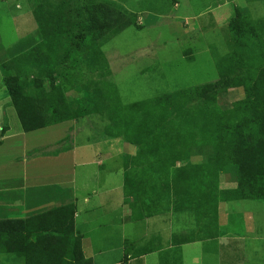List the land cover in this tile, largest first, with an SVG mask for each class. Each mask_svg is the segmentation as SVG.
<instances>
[{"label": "trees", "instance_id": "obj_1", "mask_svg": "<svg viewBox=\"0 0 264 264\" xmlns=\"http://www.w3.org/2000/svg\"><path fill=\"white\" fill-rule=\"evenodd\" d=\"M31 2L37 30L15 43L1 65L25 131L56 123L64 115L93 112L106 117L103 133L136 147L123 182V202L133 216L183 209L195 213L199 226L174 235V245L216 236L203 221L218 225L220 201L264 202V20L249 25L236 13L228 24L232 49L215 62V81L124 104L106 79L110 71L101 48L127 27L141 29L136 13L94 0ZM76 84L87 89V96L68 100L64 93ZM231 88H242L243 97L221 109L219 96ZM195 155L204 159L193 163ZM221 174L237 182L236 187L219 191ZM74 213L75 206L68 207L67 219L60 218L57 228L27 231V237L56 236L46 250L33 244L7 250L0 235V253L23 255L26 264H92L75 235ZM13 224L0 220V234Z\"/></svg>", "mask_w": 264, "mask_h": 264}, {"label": "rangeland", "instance_id": "obj_2", "mask_svg": "<svg viewBox=\"0 0 264 264\" xmlns=\"http://www.w3.org/2000/svg\"><path fill=\"white\" fill-rule=\"evenodd\" d=\"M94 1L113 2L127 11L134 12L141 24V29L134 26L125 28L101 48L110 71L106 79L117 88L120 101L124 104L215 81L218 78L215 62L232 49V31L229 27L232 20L229 19L237 12L245 14V11H249L251 19L264 18L263 0H252V5H248V8L243 0H227L226 5L222 7L224 15L218 21L221 27L228 21L222 28L214 27L211 18L219 11L216 10L217 3H224L225 0ZM244 21L252 25L251 20ZM208 23L211 28L205 26ZM37 27L31 0L0 1V64L3 62V53L6 55V51L14 43L34 34ZM9 56L10 54L6 55ZM2 72L0 66V99L6 93ZM87 92L83 85L76 84L64 95L70 100L78 96L86 97ZM242 97V88H231L219 96L218 105L221 109H229ZM13 116V121L18 126L14 111ZM105 125L108 127L106 117L93 112L72 121V131L68 133L72 134L76 130V161L87 162L94 159L92 154L111 150L110 154L116 153V163H121V180L124 182L126 162L128 157L135 153L136 147L121 137L103 133ZM109 143L112 144L111 148ZM203 159V156L195 155L191 162H201ZM84 169L92 171V166H80L77 172ZM99 180L100 178L97 179L98 182ZM236 185L237 182L229 180L225 174L219 176V191L233 189ZM78 192H84L82 182L78 184ZM128 208L126 204L123 206L122 223H125L126 230L128 228L129 233L145 230L149 233V239L159 236L160 242L163 240L160 246L170 244L177 233H187L199 226L195 213L185 209L142 218L141 222L129 225L130 217L125 216V213L128 214ZM217 209L218 225L208 219L203 222L213 227L217 234L231 236L232 238L228 239L230 243L221 247L216 240L208 241L209 239L204 238L202 242L198 241L194 246L186 247V264H264V202L248 199L226 200L220 201ZM101 227L106 228L107 225ZM117 237L118 233L114 235L112 232L108 243L117 240ZM195 257L197 260L199 257V263L194 260ZM116 258L117 251L107 255L99 254L95 261L99 263ZM159 260L160 258H157V261Z\"/></svg>", "mask_w": 264, "mask_h": 264}, {"label": "crops", "instance_id": "obj_3", "mask_svg": "<svg viewBox=\"0 0 264 264\" xmlns=\"http://www.w3.org/2000/svg\"><path fill=\"white\" fill-rule=\"evenodd\" d=\"M234 1L236 0H232ZM220 2L216 6L219 11L211 18L214 21L212 25L218 28L221 25L218 21L224 15L222 7L227 0ZM243 2H246L248 8L253 1ZM243 15L242 20H255L250 18L249 11H245ZM234 19L235 14L229 20ZM205 26L211 28L209 23ZM7 54L9 55V49ZM6 55L3 53L0 66L9 58ZM5 87L6 93L0 99V220L16 221L14 226L4 227L0 234L3 243H7V250H24L25 246L31 244L38 250H46L48 245L57 241L53 240L56 236L50 237L49 234L48 238L43 239L42 235L36 237L35 233H30L32 235L27 237V231L31 232L42 226L57 228L60 218L67 219L68 207L75 206V235L80 239L84 257L91 258L92 264H186V247L194 246L198 241L180 245L170 242L167 246H160L163 240L160 242L159 236L149 239V233L145 230L131 233L128 228L126 230L125 223H122L125 205L122 168L121 163L115 161L116 153L112 155L109 153L111 150L105 148L106 152L92 154L93 160L77 163L75 156L78 147L77 140H74L76 130L72 134L68 132L72 131V121L79 117L64 115L56 123L25 131L11 102L7 86ZM13 111L19 122L18 126L13 121ZM108 146L111 148L112 144L109 143ZM90 165L92 171L84 169L77 172L78 167ZM79 182L84 185L82 194L78 192ZM130 210L129 207L126 210L128 214L125 213V216L130 217L129 225L147 218L140 214L133 216ZM106 225V228L101 227ZM112 232L114 235L118 233L117 240L108 243ZM231 238L226 234H217L208 238V241L216 240L222 247L229 244L228 239ZM62 248L67 250V245ZM53 249L58 250L57 247ZM6 251L0 253L2 264H26L23 255ZM116 251V259L99 263L95 261L99 254L107 255ZM157 258L160 260L157 261ZM194 260L198 263L200 261L199 257Z\"/></svg>", "mask_w": 264, "mask_h": 264}]
</instances>
